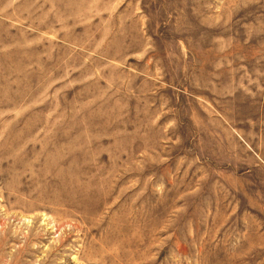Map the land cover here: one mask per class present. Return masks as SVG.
<instances>
[{"label": "rangeland", "instance_id": "374dc122", "mask_svg": "<svg viewBox=\"0 0 264 264\" xmlns=\"http://www.w3.org/2000/svg\"><path fill=\"white\" fill-rule=\"evenodd\" d=\"M0 264H264V0H0Z\"/></svg>", "mask_w": 264, "mask_h": 264}]
</instances>
